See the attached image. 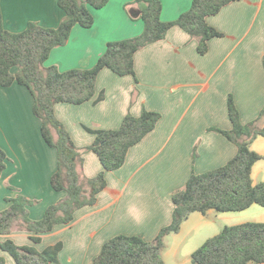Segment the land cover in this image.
<instances>
[{"label": "crops", "instance_id": "0c3cea01", "mask_svg": "<svg viewBox=\"0 0 264 264\" xmlns=\"http://www.w3.org/2000/svg\"><path fill=\"white\" fill-rule=\"evenodd\" d=\"M134 1L110 0L100 10L90 8L94 25L89 29L75 26L67 44L52 50L45 67L56 66L61 72L91 69L108 43L140 36L144 22L132 19L126 9ZM160 1L164 22L177 20L193 3ZM58 2L1 0L4 28L20 33L30 22L57 28L66 16ZM207 21L224 36L209 42L206 55L198 53L196 39L174 27L164 40L136 53L138 83L133 76L120 77L104 69L91 101L55 106L57 118L81 149L95 140L85 127L116 130L127 114L139 117L144 109L158 112L162 118L153 132L130 149L124 166L107 173L108 185L97 203L77 211L71 224L55 227L39 244L31 241V233L18 227L8 235H0V258L6 264H17L1 249L6 240L18 246H33L40 252L62 242L59 264H93L103 245L118 235L140 236L152 242L172 223L173 193L183 189L193 173L218 169L235 157L237 146L209 129H232L228 114L230 96L243 124L256 120L264 108V0H239ZM136 87L139 94L133 102ZM102 93L104 100L96 103ZM33 107L34 98L26 87L14 84L0 88V147L8 156L6 170L0 176V212L9 207L6 198L21 194L36 201L29 212L32 220L39 221L48 207L67 194L52 188L58 153L45 142L42 121L34 115ZM251 150L262 156L252 169V182L258 185L264 183V137L255 139ZM83 158L84 177L94 178L103 170L94 152H86ZM213 219L223 220L229 226L264 223V208L254 205L243 212L222 215L213 210L207 215L193 213L179 233L165 238V263L191 264L197 249L192 242L203 229L216 223Z\"/></svg>", "mask_w": 264, "mask_h": 264}, {"label": "trees", "instance_id": "16d2710c", "mask_svg": "<svg viewBox=\"0 0 264 264\" xmlns=\"http://www.w3.org/2000/svg\"><path fill=\"white\" fill-rule=\"evenodd\" d=\"M239 0H193L189 11L177 20L161 19L160 0H135L126 6L130 17L144 22L143 33L135 38L108 43L105 53L91 69H72L61 72L56 66L45 67L53 49L67 44L73 28L80 25L89 29L95 18L90 8L100 10L110 0H59L66 16L57 28H45L30 22L23 32L12 33L4 28L0 0V88L14 84L26 87L34 98L33 113L42 121L41 132L45 142L57 150L58 169L51 178L52 188L66 192V197L51 205L43 218H30L29 207L36 204L19 194L6 198L9 207L0 212V235L10 234L15 227L31 233L34 244L55 227L69 225L77 211L94 206L108 183L106 175L122 168L128 152L153 132L162 118L158 112L144 109L139 117L127 114L119 129H85L95 136L92 145L78 148L64 124L57 118L55 106L59 103L82 105L96 95L100 72L110 69L120 77L136 78L135 55L151 44L162 41L174 27H180L198 41V53L209 51V42L224 35L208 24L207 19ZM264 64V59H263ZM17 69L16 71H14ZM136 83L138 80L136 78ZM139 91L135 88L133 102ZM104 100L102 93L96 103ZM228 114L232 129L217 127L209 131L221 133L237 146L235 157L225 166L203 173H193L183 189L173 193L172 223L164 227L152 242L140 236L118 235L108 240L93 264H166L163 259L165 238L179 233L182 224L193 213L207 215L243 212L254 205L264 208V183L252 182L253 166L262 156L251 150L258 137H264V108L258 118L243 124L233 96L228 100ZM94 152L103 170L94 178L81 173L84 154ZM196 153L194 154V158ZM8 156L0 147V176L6 170ZM63 243L40 252L33 246H18L12 240L1 243L17 264H59ZM191 264H264V223L248 222L226 226L222 232L207 241L191 256ZM0 264H6L0 258Z\"/></svg>", "mask_w": 264, "mask_h": 264}, {"label": "rangeland", "instance_id": "374dc122", "mask_svg": "<svg viewBox=\"0 0 264 264\" xmlns=\"http://www.w3.org/2000/svg\"><path fill=\"white\" fill-rule=\"evenodd\" d=\"M214 213L218 214V215H222L224 213H219L214 211ZM215 220V219H213ZM216 223L211 224L210 226L206 227L205 229L202 230V233L199 234L197 237H195V240L192 242V245L196 246L197 245V249L199 247H201L205 241H207L208 239L220 234L222 232V230L226 227L229 226L227 225L228 223H226L223 220H215ZM234 226V225H233ZM195 249V250H197ZM185 253L187 252V250L184 248ZM184 254V252H182Z\"/></svg>", "mask_w": 264, "mask_h": 264}]
</instances>
